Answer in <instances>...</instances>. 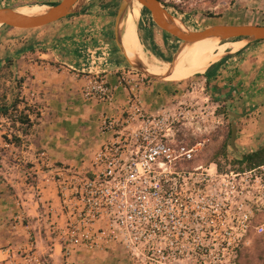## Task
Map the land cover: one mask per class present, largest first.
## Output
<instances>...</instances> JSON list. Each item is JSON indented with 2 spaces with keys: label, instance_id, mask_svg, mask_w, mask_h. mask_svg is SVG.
Instances as JSON below:
<instances>
[{
  "label": "built area",
  "instance_id": "built-area-1",
  "mask_svg": "<svg viewBox=\"0 0 264 264\" xmlns=\"http://www.w3.org/2000/svg\"><path fill=\"white\" fill-rule=\"evenodd\" d=\"M141 86L138 72L122 74L115 85L102 73L91 76L86 98L111 103L126 88L127 106L103 119L101 131L110 138L89 167L52 166L47 181L57 207L47 186L39 188L64 264L81 251L112 247L142 264H206L207 258L216 264L217 250L234 252L252 231L264 234V164L238 171L230 163H198L205 141L190 144L180 136L183 112H147ZM46 262L28 241L15 264Z\"/></svg>",
  "mask_w": 264,
  "mask_h": 264
},
{
  "label": "crops",
  "instance_id": "crops-1",
  "mask_svg": "<svg viewBox=\"0 0 264 264\" xmlns=\"http://www.w3.org/2000/svg\"><path fill=\"white\" fill-rule=\"evenodd\" d=\"M97 1L90 0L81 12L44 27L28 32L10 28L0 32V42L7 47L0 58L3 63L11 62L12 71L24 80L23 94L28 104L36 109L31 117L38 121L27 143L20 148L22 159L19 163L5 162L7 167L4 168L0 165L5 177L0 180V264L19 262L29 236L35 238L36 250L48 261L42 223L46 221L45 208L38 196L39 188L47 186L45 195L50 196L57 207L59 200L54 184L47 181L53 180L52 166L89 167L94 154L110 138L101 131L103 119L121 115L127 106L130 93L126 88L118 89L111 103L84 95L95 73L104 74L111 85H115L122 74L137 72L129 60L134 57L124 39V31L123 41L129 57L116 42L114 7L99 10ZM52 3L53 0H0V6L28 12ZM177 24L184 26L181 22ZM156 36V44L162 48L166 39L160 40L159 34ZM225 45L220 58L207 68L211 72L209 84L207 77L202 76L210 96L215 94L217 102L227 104L238 96L245 99L253 95L264 97V41L229 40ZM143 49L146 51L145 45ZM147 52L166 62L159 53ZM172 86L162 81H156L150 88L141 86L145 110L155 113L166 106L171 98L163 92L160 95L152 91ZM249 135L239 133V149L251 147L249 151H254L261 147L256 146L255 140L248 139ZM32 179L35 181H30ZM15 201L24 207L19 214H23L25 220L19 221L18 232L9 224L16 212ZM50 256L56 264L63 258L62 250L55 248Z\"/></svg>",
  "mask_w": 264,
  "mask_h": 264
},
{
  "label": "rangeland",
  "instance_id": "rangeland-1",
  "mask_svg": "<svg viewBox=\"0 0 264 264\" xmlns=\"http://www.w3.org/2000/svg\"><path fill=\"white\" fill-rule=\"evenodd\" d=\"M56 1L59 0H53V2ZM121 1L122 0H98V4L95 6L98 7L97 9L99 10L103 9V11L105 8L113 6L115 14L114 19H116ZM161 1L165 7L174 14L179 22L191 30L204 29L208 26L221 23L264 24V0ZM105 2L109 3L107 7L103 5ZM135 2L130 6L128 13L134 9ZM144 8L145 7L142 5V9H140L137 15V30L141 43L146 47V51L159 53L165 58V63L176 65H190L201 55L210 39L194 43L193 45L187 44L179 50L183 44L182 41L170 34H166V32L154 22L152 13L145 12ZM123 26L124 39L127 40L125 36L126 19ZM8 28L9 27L0 26V32L3 30L7 31L9 30ZM10 29L17 30L18 32H28L27 30H31L19 28ZM157 34H159L160 40L163 38L166 39V43L162 45V48L158 47L156 44L155 39L157 38ZM213 42L225 49V44L228 41L214 40ZM6 48V43L1 41L0 54ZM178 50L179 52L176 53ZM149 56L151 57L152 54L149 53ZM174 57L175 60L172 62ZM142 60L148 68V72L137 68L136 70L143 76L145 87L150 88L156 81L173 84L169 89L162 88V91L155 90L152 91V93L161 95V92H163V94L171 98V101L164 107L171 112H183V117H181V123L179 124L180 136L186 138L190 144H194L200 140L205 141L202 152L197 156L196 161L203 164L216 161L221 167L230 163L232 168L238 171L250 169L244 168L245 165H240L238 161L241 160L245 153L251 152L248 149L251 147L245 149L241 147L239 149L236 141L237 149H233L230 143L231 136L229 132L232 129L233 121H235L238 125V135L239 133L242 135L249 133L248 139L255 140L256 146H263L264 97L259 98L253 95L245 99L238 96V94L237 96L239 98L230 104L217 102L212 95L210 96V91L207 89L202 75H197V73L183 81L173 80V82H171L161 80L158 75H156L157 77L154 74L155 77L149 75L152 73L149 63H147V59L145 60L142 58ZM2 61L3 59L0 58V108L3 107L8 109L7 112H3L0 109V165L4 168L7 167L5 162L14 164L16 162L19 163V160L22 159V157H20L22 154L20 148L27 143V137L30 135L35 124H38V121L31 117V113H34L36 109L34 106L28 104L23 94L24 80L19 78L18 75L12 71L11 66ZM230 112L239 114V116L234 117ZM6 144H10L11 146L8 147ZM10 149H12V151ZM22 164H24V162H22ZM27 167H29L28 164ZM0 180H5L2 170H0ZM30 181L35 180L32 179ZM15 205L16 212L12 216L9 224L13 225L14 231L18 232L17 226L20 221L18 214L21 210L23 211L24 207L17 201H15ZM42 213H44V209ZM42 223L43 232L45 234L44 246L48 249L46 253L48 261L46 264H54L56 260H54L50 254L54 252L55 248L60 250L61 247L57 244L58 242L51 238L48 221H42ZM34 240V237L29 236L28 241L34 242ZM216 253L220 258L216 264H264V234H258L252 231L245 237L243 244L234 250V252H231V250L219 249ZM229 256H231L230 261L227 260ZM56 264H64L63 258L58 260ZM73 264L142 263L135 262L132 255L125 249L112 247L105 250L81 251L75 256ZM189 264L199 263L190 262ZM206 264L214 263H211L210 258H207Z\"/></svg>",
  "mask_w": 264,
  "mask_h": 264
},
{
  "label": "water",
  "instance_id": "water-1",
  "mask_svg": "<svg viewBox=\"0 0 264 264\" xmlns=\"http://www.w3.org/2000/svg\"><path fill=\"white\" fill-rule=\"evenodd\" d=\"M89 1L90 0H61L55 5L46 7L45 10H35L37 13H26L24 11L9 6H1L0 26L7 25L19 29H36L44 27L58 22L71 14L81 12L88 5ZM135 1L140 2L145 8H147L152 13L154 17V22L163 31L182 41L183 44L179 48V50L187 44L193 45L194 43L211 38L225 42L235 38L247 39L250 42L264 40V24L221 23L217 25L208 26L204 29L191 30L185 26H179L177 24L179 23V21L176 19L174 14L165 7L161 0H122L115 20V39L118 46L123 52H125L127 56V50L123 41V24L127 17L130 6ZM179 50L176 53H178ZM129 60L135 68L148 72V68L145 66V63L139 55H137L135 58L129 57ZM174 60L175 57L172 62H174ZM149 75L155 77L153 75V72ZM230 113L234 117L239 116V114H236L234 112ZM237 137L238 125L235 121H233L230 140L231 147L233 149H237Z\"/></svg>",
  "mask_w": 264,
  "mask_h": 264
},
{
  "label": "bare ground",
  "instance_id": "bare-ground-1",
  "mask_svg": "<svg viewBox=\"0 0 264 264\" xmlns=\"http://www.w3.org/2000/svg\"><path fill=\"white\" fill-rule=\"evenodd\" d=\"M40 7L34 8L32 12H28L25 10L26 13H37L35 10L38 9L39 11L45 10V8L39 9ZM142 9V4L138 1L135 2L134 9L131 10L126 17V32L127 38L132 50L134 57L140 55L143 59H147V63H149L150 71L155 73L158 76H161L166 79L170 80H177L183 81L196 73L205 72L207 68L213 62L217 61L224 52L225 49L220 47L217 43H214V38H211L210 41L207 43L206 47L204 48L201 55L190 65H176V64H169L161 61L157 56H149V52L144 51L143 45L140 42V38L138 36L137 30V15ZM37 10V11H38ZM146 55V56H145ZM155 75V76H156ZM157 77V76H156Z\"/></svg>",
  "mask_w": 264,
  "mask_h": 264
},
{
  "label": "trees",
  "instance_id": "trees-1",
  "mask_svg": "<svg viewBox=\"0 0 264 264\" xmlns=\"http://www.w3.org/2000/svg\"><path fill=\"white\" fill-rule=\"evenodd\" d=\"M61 1V0H59ZM59 1H56V2H53L52 4L55 5L57 4ZM109 3H103L104 6H108ZM144 11L147 12V13H150V11L147 9V8H144ZM73 14L69 15L68 17L72 16ZM67 18V17H66ZM5 27H9V28H13L11 26H7V25H3ZM168 34V33H166ZM125 36L127 38V32H125ZM177 39V38H176ZM240 39H243V38H235V39H232V40H240ZM128 40V38H127ZM229 41V40H228ZM261 41H264V40H261ZM259 42V41H257ZM161 57H163L161 54H160ZM164 58V57H163ZM165 59V58H164ZM220 63V62H219ZM218 63V64H219ZM7 64L9 66H11V62H7ZM218 64L216 66H218ZM210 69H208L205 73H198L197 75H204L205 77H207V84H209V78H210ZM154 75H156L155 73H153ZM161 79H166V78H163L161 76H159ZM170 80V79H168ZM213 98L217 100L215 94H212ZM218 101V100H217ZM3 112H7L8 109L7 108H0ZM229 135L231 136V130L229 132ZM226 148V146H225ZM240 163V165H245L244 168H253V167H256V166H259V165H262L264 164V146L260 147L259 149L257 150H254V151H251V152H247L245 153L241 160L238 161Z\"/></svg>",
  "mask_w": 264,
  "mask_h": 264
}]
</instances>
